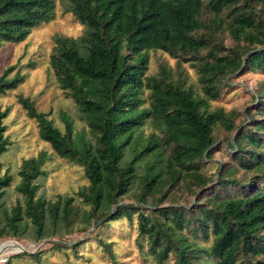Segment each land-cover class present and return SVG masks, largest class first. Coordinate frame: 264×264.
I'll use <instances>...</instances> for the list:
<instances>
[{"label":"trees","instance_id":"trees-1","mask_svg":"<svg viewBox=\"0 0 264 264\" xmlns=\"http://www.w3.org/2000/svg\"><path fill=\"white\" fill-rule=\"evenodd\" d=\"M54 7V0H0V46L24 41ZM66 9L86 29L56 36L50 64L91 138L75 134L66 112L63 131L31 97L18 100L55 153L84 168L89 183L77 196L89 208L74 204L75 196L39 193L46 150L23 160L16 186L22 197L6 205L13 177L0 160V240H61L75 232L76 216L90 227L138 213L139 240L160 264L171 256L174 264H264V83L240 124L235 110L210 109L229 76L264 69V0H66ZM151 51L169 54L176 66L148 74ZM183 63L197 70L199 88L188 82ZM15 68L0 75V94L24 81L20 70L9 75ZM9 112L0 108V158L12 143L4 123ZM219 126L236 133L226 143L229 161L212 178L203 168ZM188 183L211 184L183 204L176 196Z\"/></svg>","mask_w":264,"mask_h":264},{"label":"rangeland","instance_id":"rangeland-1","mask_svg":"<svg viewBox=\"0 0 264 264\" xmlns=\"http://www.w3.org/2000/svg\"><path fill=\"white\" fill-rule=\"evenodd\" d=\"M54 2V15L48 22L34 27L24 41L5 42L0 46V75L13 65L16 68L9 74L10 76L17 70L25 74L24 81L16 89L0 94V108L10 107L4 123L7 125L6 134L12 142L0 158L2 172L13 177L4 200L6 205L12 206L22 197L16 186L20 182L18 171L23 160L46 150L50 154V159L44 166L46 173L38 179L39 193L49 199H55L58 194L75 196L74 204L81 209H88L89 206H85L82 199L77 196L80 188L89 183L84 168L55 153L50 143L40 137L38 122L27 115L18 100L19 95L31 97L37 108L48 113L49 118L63 131L65 123L62 113L66 112L73 121L75 134L91 138L90 129L82 118L78 105L61 87L50 64L56 44L55 37L58 35L78 37L84 33L86 27L73 13L67 11L66 0ZM230 42L229 38L225 41L226 44ZM149 55L148 74L157 73L165 64L173 68L176 66V59L167 53L151 51ZM182 70L188 77V82H194L199 88L197 70L190 63H183ZM227 82L230 86L224 89L218 99L211 101L210 109L223 108L227 112L235 110L239 116L236 123L240 124L246 119V110L255 108L258 104L259 99L256 95L258 87L264 83V69L239 71L229 76ZM152 130V127L144 126L146 134ZM235 133L236 130L231 133L221 126L216 128L217 143L214 145V155L203 168L204 174L214 177L219 163L229 161L230 148L226 143L234 140ZM210 184L202 189L192 183L184 184L176 196L177 200L183 204L193 203L197 198L196 193L204 192ZM132 200L133 198H126V202ZM137 214L135 213L133 220L121 217L99 225L92 224L90 227L81 216H76L75 232L66 234L61 240L50 238L39 242L30 236L21 240L4 238L0 243L13 241L22 246L20 252L28 253L11 258L10 264H160L146 241L142 238L139 240ZM101 240L108 243V246H104ZM55 243L61 246H56ZM20 252L3 256L0 258V264H4L9 257ZM34 253L40 255L35 257ZM163 264H174L173 256Z\"/></svg>","mask_w":264,"mask_h":264},{"label":"bare ground","instance_id":"bare-ground-1","mask_svg":"<svg viewBox=\"0 0 264 264\" xmlns=\"http://www.w3.org/2000/svg\"><path fill=\"white\" fill-rule=\"evenodd\" d=\"M20 252L22 251V246L13 242V241H7L0 243V258L3 256L10 254L12 252Z\"/></svg>","mask_w":264,"mask_h":264}]
</instances>
